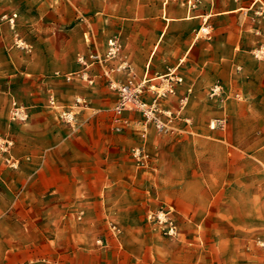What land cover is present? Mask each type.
Returning a JSON list of instances; mask_svg holds the SVG:
<instances>
[{
  "label": "crops",
  "instance_id": "0c3cea01",
  "mask_svg": "<svg viewBox=\"0 0 264 264\" xmlns=\"http://www.w3.org/2000/svg\"><path fill=\"white\" fill-rule=\"evenodd\" d=\"M260 3L0 0V137L14 145L12 160L0 158V264L254 260L238 247L264 213ZM111 41L120 54L87 70L92 83L66 80L83 68L79 56L104 54ZM130 78L144 82L146 102L182 114L174 135L150 128L143 139L136 112L125 113L128 130H114L110 85ZM52 96L86 103L74 135L46 109ZM14 103L28 111L24 126L9 121ZM211 119L226 129H210ZM134 147L149 151L157 173L136 167ZM161 205L179 213L180 239L144 222Z\"/></svg>",
  "mask_w": 264,
  "mask_h": 264
},
{
  "label": "built area",
  "instance_id": "2783aa9c",
  "mask_svg": "<svg viewBox=\"0 0 264 264\" xmlns=\"http://www.w3.org/2000/svg\"><path fill=\"white\" fill-rule=\"evenodd\" d=\"M168 0H165V3ZM120 54V47L116 44V42H109L108 49L104 54L91 53L88 57L79 56L78 61L80 65L83 67L80 71L69 74L66 77L67 81H76V80H84L89 81V77L87 75V70L96 64H106ZM257 54L263 55L264 50L257 51ZM126 69H130L129 65H126ZM110 88L117 91L118 93V102L114 107V116H113V124L114 130L117 133H123L131 127V121L125 118L126 112H138L143 117V123L140 129L141 137L144 139L148 134L149 125L152 124L156 128V130L161 134H169L171 133L172 127L171 123L173 122L172 114L170 112H166V120H163L158 116V103L157 100H154L152 103H148L143 98V93L145 91L144 82H136L133 78H130L126 84L124 85H116L111 83ZM85 104L81 100H77L75 105L69 108H61L54 97L50 98L49 108L51 110L57 111L58 116L61 120L68 123L73 129V133L78 130V108ZM13 120H26L27 112L22 106L17 103L13 104V109L11 112ZM211 129H220L224 131L226 129V122L221 121L219 123L213 122L211 123ZM134 157L140 163H149L150 155L145 151L143 147H138L134 149ZM153 216V215H152ZM152 216H150L152 218ZM159 223L167 224V234L171 235L175 231V226H173V222L167 216V214H160L157 216Z\"/></svg>",
  "mask_w": 264,
  "mask_h": 264
},
{
  "label": "rangeland",
  "instance_id": "374dc122",
  "mask_svg": "<svg viewBox=\"0 0 264 264\" xmlns=\"http://www.w3.org/2000/svg\"><path fill=\"white\" fill-rule=\"evenodd\" d=\"M170 1L180 2V3L188 4L190 6H195L196 4H199L200 0H168V2H170ZM255 9L257 11L256 15L258 17H260V18H264V5L260 3L258 6L255 7ZM260 49L264 50V48H259V49H257L254 52V55L256 57H258V58L264 56V54L263 55L257 54V51H259ZM52 97H54V96H52ZM50 98L48 100V104H47V108L46 109L49 112H52V113H54L56 115L57 121L66 124L70 128V130H71L70 135H74L77 131L75 133H73V129L71 128V126L68 123H66L65 121H63V120H61L59 118L57 111L51 110L48 107ZM54 98L56 99L57 104L61 108H65V109L74 106L75 103H76L75 102L74 105H71V106L68 105L67 106V105H63V104L59 103L56 97H54ZM82 106H86V103L82 104ZM82 106H80V107H82ZM158 110H159L158 116L160 118H162L163 120H166L165 113L167 111L163 107L159 106V104H158ZM26 112H27L26 120H23V121L22 120H18V119L17 120H13L12 119V115H10L9 121L11 123H16V124H18L20 126L26 125L27 121H28V111L26 110ZM113 113H114V111H113ZM136 113L138 114V112H136ZM171 114H172V118H173V122L171 123V127H172L171 133H169V134H161V133H159L156 130V128L152 124L149 125V129L153 128L158 135L164 136V137H168V136L174 135L175 134L174 126L178 122L181 121V115L182 114H180L178 112H173ZM221 121L226 122V125H227V121L224 120V119H221V120L220 119H211L209 121V128L211 129V127H210L211 123H213V122L219 123ZM78 125H79V122H78ZM212 130H219V129H212ZM13 147H14V145H13L12 141L4 140V139H2L0 137V158H2L4 160H12V158H13L12 148ZM136 148H138V147H134L131 150V156H132V158L134 160V163H135L136 167L140 171H145V172H147L149 174L150 173H153V174L157 173V168L153 164V157L149 153V151L144 148L145 151L150 155L149 163H140L134 157V149H136ZM162 213L167 214V216L173 222V226H175V231L171 235L167 234V230H168L167 224H165V223L161 224V223L158 222L157 216L162 214ZM150 216H152V218ZM144 222L146 223L148 228L151 229V231L153 233H155V235L158 238L172 239L173 240V239H180L182 237V230L180 228L179 213L173 207H170V206H167V205H161L157 209H153V210L147 211L146 215L144 216ZM110 232H111V235L113 237H115L116 239H120V236L122 235V231L119 228H117L115 225H112V227L110 229ZM97 245L100 246V247L109 248V246L105 245V244L102 245L101 243H97ZM117 248H119V244L118 243H117ZM238 248H239L238 254L240 256H242V255L246 256L247 254L249 255V257L253 256L254 260L252 262H250V264H264V213L255 214V219H254V237H253L252 242H249V245H247V246L246 245H240Z\"/></svg>",
  "mask_w": 264,
  "mask_h": 264
}]
</instances>
